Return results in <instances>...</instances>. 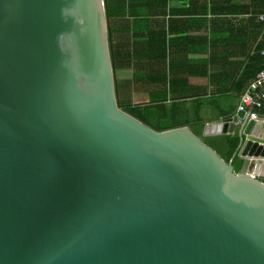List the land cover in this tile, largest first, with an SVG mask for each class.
Instances as JSON below:
<instances>
[{"label": "water", "instance_id": "water-1", "mask_svg": "<svg viewBox=\"0 0 264 264\" xmlns=\"http://www.w3.org/2000/svg\"><path fill=\"white\" fill-rule=\"evenodd\" d=\"M111 42L106 0H0V264H264V115L156 129Z\"/></svg>", "mask_w": 264, "mask_h": 264}, {"label": "crops", "instance_id": "crops-1", "mask_svg": "<svg viewBox=\"0 0 264 264\" xmlns=\"http://www.w3.org/2000/svg\"><path fill=\"white\" fill-rule=\"evenodd\" d=\"M196 1L197 7L187 0L171 1L164 21L150 17L151 33L161 32L164 25L165 50L159 39L150 43L151 83L134 80L133 96L139 98L137 102H149L152 92L161 88L156 81L165 73L168 88L173 86L170 94L189 101L203 98L202 115L207 121L235 110L241 94L264 66V20L260 19L264 0ZM160 51L166 56L164 71L157 57ZM157 70L160 74L153 73Z\"/></svg>", "mask_w": 264, "mask_h": 264}, {"label": "trees", "instance_id": "trees-1", "mask_svg": "<svg viewBox=\"0 0 264 264\" xmlns=\"http://www.w3.org/2000/svg\"><path fill=\"white\" fill-rule=\"evenodd\" d=\"M171 1L174 0H106L116 71L118 72L119 69H133V78L128 81H119L117 76L119 92L126 85H131L133 90L134 80L136 82L142 81V84L151 83L148 64L149 49L153 46H150V43L153 40L155 42V39H159L160 47L165 50V30L163 25L161 32L151 33L149 20L150 17L157 16L164 21L165 13ZM187 1H189L190 6L197 7L196 0ZM157 57L161 59V70L164 71L166 69L165 52L160 51ZM156 58L154 61H156ZM153 73L160 74V71H153ZM156 82L161 85V88L152 92L149 102L128 101L129 103L124 104L120 101L122 107L156 129L161 130L188 124L196 133L202 135L206 122L201 109L203 98L198 97L189 101L183 98L182 95L170 94L169 91L173 86H170L169 90L165 73ZM222 112L226 113V111ZM259 113H264L262 108ZM204 139L225 160L229 161L233 158L234 170L236 172L240 170L243 163L242 158L237 155L233 157L241 144V136L238 131L204 136Z\"/></svg>", "mask_w": 264, "mask_h": 264}, {"label": "built area", "instance_id": "built-area-1", "mask_svg": "<svg viewBox=\"0 0 264 264\" xmlns=\"http://www.w3.org/2000/svg\"><path fill=\"white\" fill-rule=\"evenodd\" d=\"M260 19L264 20V14L260 15ZM264 54V49H263ZM264 105V66L261 68L248 87L240 96V102L237 110H245L249 113L250 118L259 119V110Z\"/></svg>", "mask_w": 264, "mask_h": 264}, {"label": "rangeland", "instance_id": "rangeland-1", "mask_svg": "<svg viewBox=\"0 0 264 264\" xmlns=\"http://www.w3.org/2000/svg\"><path fill=\"white\" fill-rule=\"evenodd\" d=\"M131 69H119L117 72L118 80L119 81H128L131 77ZM123 85V83H122ZM124 89H120L119 96L120 101L124 104L132 102L140 101L139 98L133 96V90L131 85L123 86ZM129 101V102H128Z\"/></svg>", "mask_w": 264, "mask_h": 264}]
</instances>
